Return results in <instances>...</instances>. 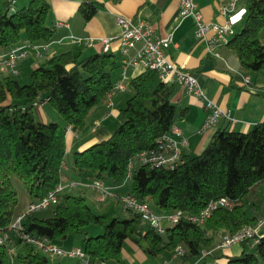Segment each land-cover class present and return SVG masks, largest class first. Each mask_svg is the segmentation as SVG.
<instances>
[{"label":"trees","instance_id":"trees-1","mask_svg":"<svg viewBox=\"0 0 264 264\" xmlns=\"http://www.w3.org/2000/svg\"><path fill=\"white\" fill-rule=\"evenodd\" d=\"M13 2L3 0L0 54L24 40L29 45H43L60 38L58 30L47 23L48 0H31L11 11ZM246 2L244 26L224 43L221 52L235 51L243 66L258 72L264 69L260 38L264 0ZM96 8L94 1H84L80 13L87 20ZM119 63L115 54L105 50L88 55L65 50L41 61L29 72L27 82L17 77L18 72L0 71V231L9 235L0 242V264H14L15 259L18 264H50L49 254L22 233L53 242L71 234H87L90 225L99 226L102 232L84 237L82 263L127 264L124 243L133 240L152 254L168 250L173 256L181 246L184 252L175 257L182 263L201 256L202 264H219L217 259L223 257L224 264H264V236L258 241L252 237L243 240L239 254L224 253L221 246L224 235L255 225L262 214L259 202H250L248 196L264 182V120L247 131L218 129L200 153L181 155L174 167L145 162L141 153L160 150L164 137L173 134L177 112L172 100L176 83L163 81L154 69L130 80L131 92L122 108L124 120L108 138L75 150L69 168L76 178L88 176L91 183L102 180L110 189V184L131 180L129 193L148 201L155 212L182 210L184 215L160 232L140 212L129 208L127 217L107 221L93 210L85 195H63V190L57 202L49 205L50 216L37 215L40 209L28 211L31 203L63 184L67 152L68 126L39 119L37 105L48 101L75 131L83 130L90 110L113 90V70ZM130 163L132 176L127 178ZM15 177L22 180L30 197L27 210L18 216ZM220 197L234 200V206L217 207L202 224L187 217L199 214L210 200ZM20 215L21 229L16 231L12 224ZM246 244L254 245L253 250L248 251Z\"/></svg>","mask_w":264,"mask_h":264},{"label":"crops","instance_id":"crops-1","mask_svg":"<svg viewBox=\"0 0 264 264\" xmlns=\"http://www.w3.org/2000/svg\"><path fill=\"white\" fill-rule=\"evenodd\" d=\"M31 0H14L11 11L26 6ZM84 1H94L96 12L87 20L80 13V5ZM50 11L47 23L55 27L60 33V38L54 40L46 47L27 46V54L18 60L17 77L24 72L27 73L25 82L29 79V72L41 61L65 50H72L74 53L88 55L104 50L106 39L108 40V52L115 54L119 59V65L113 70V76L117 81L123 72L122 62L126 54L122 50L119 36L121 27L118 23L119 16L147 18L153 25L155 34L161 37H170V45L167 54L176 64L189 70L198 79L205 95L215 101L224 112L229 115L220 116L216 125L202 129L208 109L206 100L197 95L183 85L176 83L172 97L176 105L175 126L181 134L173 133L172 136L181 141L184 137L185 144H181V155L192 156L200 153L211 141L214 133L220 128H228L240 131H247L258 122L264 120V69L258 72L248 70L242 65L238 54L231 51L222 54L221 48L224 43L218 42L211 52L208 50V41L200 38L196 34L197 22L193 15L180 16V0H48ZM198 10L201 12L203 20L209 23H223L229 20L234 29V34L241 31L248 15V4L246 0H238L234 9L227 15L222 14L220 6L227 0H195ZM4 10L3 0H0V12ZM72 35L82 37L80 41H73ZM214 31H210L208 36L213 37ZM260 38L264 42V28L260 32ZM23 42H27L24 40ZM41 52V55H38ZM134 50L130 53L132 54ZM218 52V54H217ZM144 71L141 67L130 66L127 68L128 79ZM127 79V80H128ZM21 80V79H20ZM125 90H129L128 86ZM127 96L123 93L115 92L111 98H107L102 103L93 107L86 121V126L81 131H75L68 126L67 150L84 149L92 143L108 138L117 128V123L122 120V112L116 105L126 103ZM45 102H42L44 106ZM38 104L36 110L39 109ZM93 117V118H92ZM89 118L96 124H89ZM48 120L46 116L42 118ZM72 180H78V185L70 187ZM71 181V182H70ZM91 179L86 176L76 178L69 166L63 165V185L64 188L83 189L89 187ZM116 197H123L129 193L121 192L123 184H110ZM90 188V187H89ZM93 193L94 188H90ZM85 195V194H83ZM86 196V195H85ZM258 201V198H255ZM30 203V202H29ZM264 212V205L259 208V213ZM135 247V256L140 260L147 258L146 252L138 244L129 240ZM57 245V244H56ZM223 248L227 254H239L241 247ZM64 248L63 246H60ZM80 247V246H76ZM75 248V247H73ZM70 249V248H64ZM124 258L130 260L127 264H135L132 255L123 249ZM179 257L172 256L173 262ZM181 260V259H180ZM226 258H219L217 262L224 264ZM175 263V262H174ZM78 264L82 263L79 260ZM182 264H193L184 262Z\"/></svg>","mask_w":264,"mask_h":264},{"label":"built area","instance_id":"built-area-1","mask_svg":"<svg viewBox=\"0 0 264 264\" xmlns=\"http://www.w3.org/2000/svg\"><path fill=\"white\" fill-rule=\"evenodd\" d=\"M238 0H227L225 4L220 6L222 14H229L235 7ZM193 15L196 18L197 28L196 34L200 38H205L208 41V50L213 52L218 42L225 43L229 40V37L234 34V29L229 20L223 23H209L203 20L201 12L198 10L195 0H180V16L185 17ZM118 23L121 27V34L119 36L122 50L126 54L123 59V72L121 77L116 81L113 90L108 93V98L118 90H125L127 87V68L130 66L141 67L142 69H154L158 71L160 78L169 83H179L183 85L189 91L200 95L206 100V107L208 109L205 121L202 129H207L216 125L220 116H228V112H224L220 106L213 100L209 99L198 79L189 70L182 68L174 61L170 59L167 54V49L170 45V37H161L155 34L153 25L147 20V18L139 16L137 19L119 16ZM210 31H214L213 37L208 36ZM73 41H80L82 37L72 35ZM104 50L107 51L109 48L108 40L106 39ZM27 42L16 45L6 53L0 54V71L14 73L18 72L17 63L18 60L27 54ZM46 47V44L35 45V47ZM134 50L131 54L130 52ZM218 54V52H217ZM41 55V52H38ZM172 132L181 134L180 129L177 126H173ZM186 139L183 137L181 141L175 139L172 135L164 137L161 144V149L151 152L141 153V159L145 162H149L152 165L174 167L181 157V144H185ZM133 163H130V169L127 174V178L132 176ZM80 182L72 181L71 186H76ZM93 188L99 192V200H106L109 196L116 197V194L111 191L110 187L102 180H96L91 183ZM63 184L57 185L53 190L39 202L31 203L28 211L41 209L49 206L51 203H55L58 200V193L64 189ZM124 201L125 207L135 212H140L143 219L158 228L160 232L165 231V225L167 223L173 224L184 215L182 210H176L169 213H157L151 207L148 201H142L135 195L128 193L121 197ZM234 200L228 197H220L212 199L208 202L206 207L199 214H186L190 220L204 223L205 219L211 215V213L219 206L232 207L234 206ZM21 218L20 215L12 227L18 231L21 229ZM22 237L28 241L40 246L46 253L51 256L54 255H69V256H84V250L81 247H75L70 249H64L55 243L51 242L46 238L34 237L32 235L22 233ZM264 236V212L259 216L258 221L255 225H248L243 227L239 232L231 235L226 234L222 238L221 246L230 247L231 245L242 242L248 237L254 238L258 241L260 237ZM9 237L8 233L0 231V242H3ZM184 248L179 246L174 252V257L182 254Z\"/></svg>","mask_w":264,"mask_h":264},{"label":"rangeland","instance_id":"rangeland-1","mask_svg":"<svg viewBox=\"0 0 264 264\" xmlns=\"http://www.w3.org/2000/svg\"><path fill=\"white\" fill-rule=\"evenodd\" d=\"M26 76H27L26 72L20 75V79L22 82H25ZM130 80L131 79H128L126 83L129 90H118L120 95L121 93L125 94L127 97L130 95V92H131ZM116 106L118 110L122 112V108L125 106V103L123 102V104L116 105ZM36 112H37V117L41 120H43L42 118L46 116L48 119L46 121L54 120V121L59 122L62 125L67 124L63 115L60 112H58V110L49 102H45L44 106H42L41 104V106H39V109H37ZM124 118L125 116L122 112V120L119 123H117L116 126H119V124L124 120ZM91 123L92 125L96 124L94 120H91V118H89L88 127H90L89 124ZM75 150L76 149H73V150L68 149L66 152L65 162L68 166H72L74 163V159H73L74 153L73 152ZM85 175L86 174H83V176ZM14 182L19 192V200L16 206V216H18L20 213H24L27 210L29 202H30V197L20 178L15 177ZM131 184H132L131 180H127L126 186L119 190L121 192H127L128 190H130ZM87 185L90 188H93L92 187L93 185L91 183ZM70 187H73V186L70 185ZM70 187L64 188L62 194L63 195L68 194V193L85 194L93 210L96 213L103 214L107 221H110L114 217L123 218L129 215V210H127V208L125 207L124 201L122 199L118 200L117 197L109 196L106 200H99L98 191L93 193L89 187H87V189H85L86 187L83 189L82 186L81 187L78 186V188H70ZM112 188L113 187L111 186V190L113 191L117 190V189H112ZM255 198H258L260 208H262L264 205V182L261 184V186L259 187L258 191L255 194H250L248 196V200L250 202L255 200ZM169 212L171 211H166L164 213H169ZM36 214L41 217L50 216L52 214V206L37 210ZM101 232H102V229L99 226L90 225L88 227L87 234H71V235H68L66 238L55 239L53 242L57 244L58 246H63L64 248H73L76 246H80L83 249L85 245V239H84L85 236H91V235L96 236ZM233 245H234L233 248H236V247H241V245L243 244L241 242H238ZM253 248H254V245L251 246L250 244H246V249L248 251L253 250ZM19 249L23 251L22 247H20ZM124 249L126 250L127 253L133 256L135 264H182L180 258L174 261L175 262L174 263L172 260V255L168 250H164L158 254H152V253L146 252L147 258L145 260H140L138 257L135 256V247L129 240H127L124 243ZM239 251L241 252V250ZM49 258H50V264H78L80 260L78 256H69V255H54V256L49 255ZM128 260H130L129 257H127V261ZM190 262L191 263L197 262L196 264H202L204 260L201 256H199L197 258L191 259ZM14 264H18L17 259L14 260Z\"/></svg>","mask_w":264,"mask_h":264}]
</instances>
